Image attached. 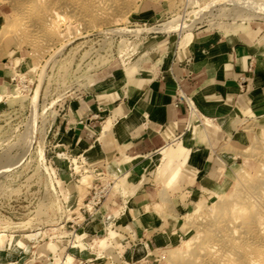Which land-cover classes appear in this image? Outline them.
<instances>
[{"label": "rangeland", "instance_id": "rangeland-1", "mask_svg": "<svg viewBox=\"0 0 264 264\" xmlns=\"http://www.w3.org/2000/svg\"><path fill=\"white\" fill-rule=\"evenodd\" d=\"M95 1L0 0V65L8 64L14 78L0 93V264H76L72 254L77 253L91 255L90 264H217L225 258V264H264V233L243 239L244 228L235 234L231 228L217 230L220 223L228 227L239 217L243 223L256 212L247 198L239 199L238 213L227 211L240 194L251 195V184L264 182V119L245 123L248 145L238 160H231L233 166L222 174L211 199L182 202L194 176L188 168L191 156L179 149L178 141L168 147L166 160L160 153L153 157L144 181L160 191L167 210L182 213L185 224L179 240L148 247L149 256L139 261L132 253L138 242L123 244L124 230L111 215L91 235L81 229L98 216L82 212L94 188L110 184L108 197L121 195L127 201L130 185L126 177L118 186L119 176L96 168L92 150H73L64 118L77 97L117 81L128 83L140 70H156L171 51L185 47L188 30L245 38L254 28L263 34L264 0ZM258 5L263 13L255 12ZM47 13L50 19L45 20ZM52 22L56 26L48 27ZM182 26L188 30L181 31ZM206 124H200L206 135L193 141L201 146L210 145ZM101 141L98 148L105 145ZM226 147L232 146L219 150L224 159ZM177 168V179L168 182ZM240 175L244 180L239 181ZM217 235L220 254L214 248L196 254L199 245L215 246ZM189 241L197 243L187 246ZM235 242L239 250L232 254ZM140 253V258L147 255L144 249ZM241 253L255 262H239Z\"/></svg>", "mask_w": 264, "mask_h": 264}, {"label": "crops", "instance_id": "crops-1", "mask_svg": "<svg viewBox=\"0 0 264 264\" xmlns=\"http://www.w3.org/2000/svg\"><path fill=\"white\" fill-rule=\"evenodd\" d=\"M169 54L156 70H140L128 83L117 81L77 97L64 114L73 150H92L96 168L126 176L130 185L127 201L121 195L108 197L98 216L81 229L91 235L111 215L113 224L124 230L122 243L138 242L132 253L139 261L149 256L148 247L179 240L185 224L182 213L167 210L160 191L144 181L153 157L178 141L179 149L191 156L188 168L194 176L182 202L211 199L222 174L233 166L231 160H238L248 145L245 123L264 119V33L252 28L244 38L197 30L189 45ZM6 66L0 65V93L14 79ZM204 123L209 146L193 142L206 135ZM107 125L112 126L103 138ZM101 139L105 145L98 148ZM227 144L232 147L223 150L228 154L224 159L219 150ZM178 175L177 168L168 182ZM140 246L147 252L142 258ZM72 255L76 264H90L91 255Z\"/></svg>", "mask_w": 264, "mask_h": 264}, {"label": "bare ground", "instance_id": "bare-ground-1", "mask_svg": "<svg viewBox=\"0 0 264 264\" xmlns=\"http://www.w3.org/2000/svg\"><path fill=\"white\" fill-rule=\"evenodd\" d=\"M81 1V0H80ZM87 1H89V0H87ZM93 1H95V0H93ZM121 2V1H120ZM81 3V2H80ZM18 4V3H17ZM30 4V3H29ZM95 5H96V7H99L100 6V1L98 2V1H95ZM123 5V4H122ZM264 5V4H263ZM262 5V6H263ZM72 6H74V5H72ZM260 5H258V6H255L256 8H254V10H255V12H258V13H260V11H261V7H259ZM76 7V6H75ZM106 7V6H105ZM38 9V8H37ZM53 9V8H52ZM112 9V8H111ZM54 11V10H53ZM35 12V11H34ZM50 12V11H49ZM94 12V11H93ZM262 12V11H261ZM50 13H53V12H50ZM263 13V12H262ZM264 14V13H263ZM98 15H100V14H98ZM254 15H256V14H254ZM105 15H102V17H104ZM106 17V16H105ZM43 18L45 19V20H48V19H50V14H45L44 16H43ZM98 18V17H97ZM250 18H253V15H251V17H249L248 19H250ZM33 19V18H32ZM60 21H64L65 20V17L63 16V15H60L59 16V18H58ZM245 23V22H244ZM242 25V24H241ZM56 25H54V23L52 22L51 24H50V26H48V27H50V28H54ZM4 28V27H3ZM6 28V27H5ZM4 28V30H5V32H6V30L8 31V29H5ZM31 28V27H30ZM49 28V29H50ZM69 28V27H68ZM224 29V28H223ZM223 29H221V30H223ZM229 29V28H228ZM184 31V30H188V27L187 26H182L181 27V31ZM227 30V29H226ZM41 31V30H40ZM224 31V30H223ZM230 31V30H229ZM225 32V31H224ZM242 34V33H241ZM230 35V34H229ZM235 35V34H234ZM193 38H194V34L192 33V32H190L189 30L187 31V34H186V39L185 40H183V43H184V45L185 46H187V45H189L191 42H192V40H193ZM2 97L3 96H1L0 97V100L2 99ZM112 126V125H111ZM111 126L110 125H107L106 126V128H105V130H104V132H103V134H102V137L104 138V137H106L108 134H109V131H110V129H111ZM167 151H168V147L167 148H165L164 150H162L160 153L163 155H161V158H162V160L164 161V160H166L167 159ZM240 155V154H239ZM77 160V159H76ZM161 167V166H160ZM237 176V175H236ZM243 176V177H242ZM264 176V175H263ZM240 177L241 178H239V181H242V180H244V178H245V176L244 175H240ZM246 177H248V176H246ZM261 179H263V178H261ZM87 181H89V180H87L86 178H84V183L86 184V183H88ZM261 181V180H260ZM246 182V181H245ZM90 183V182H89ZM124 184V183H126V176H123V177H119V183H116L118 186H119V184ZM240 183V182H239ZM90 185V184H89ZM242 185V184H241ZM250 188H252L253 190L255 189L256 191L254 192L253 190H251V191H249L250 192V194L251 195H249V193H246V194H244V195H242V194H240V196H239V198L238 199H235V201L234 202H232L231 204H229V209H228V213L230 212H233L232 214H234L236 211V213H238V210H240L239 209V207H240V205H241V201L242 200H246V198L250 201V202H252L253 203V205L255 206V208H256V212H254L255 214L248 220V218H247V221H244L243 220V223H241V222H239L240 220L242 221V218L243 217H239V216H237V217H239V219L240 220H238V218L236 219L235 217V219L237 220L236 222H234L232 219H230V220H232V222H227V223H229L228 224V227H225L224 226V224H222V223H220V226H218V228H217V230H219V233H222L223 231H225L226 229H228V228H231L233 231V233L235 234L238 230H242L241 228H244L245 229V231H244V237H243V239H246V237H248L250 234H252L253 233V236L254 235H259V233H264V182L262 181L261 183H260V185H259V183L258 184H251V186H250ZM253 192V193H252ZM255 193V194H254ZM239 195V194H238ZM245 195H246V197H245ZM239 199H242V200H239ZM200 209H202V208H200ZM224 209V208H223ZM220 210H222V208L220 207ZM244 210V209H243ZM244 211H246V209L244 210ZM243 213V212H242ZM245 213H247V212H245ZM244 216L245 214H241V216ZM232 217H233V215H232ZM239 222V224H236V223H238ZM230 223H233V224H231V226H230ZM240 223H241V225H240ZM233 225V226H232ZM226 228V229H225ZM243 231V230H242ZM252 236V235H251ZM250 236V237H251ZM259 237H261V235L259 236ZM221 237L219 236V235H217V240H215V242H217V244L215 245V246H204V245H199V247H198V251H197V255L199 254V253H201L204 249H206V248H211V249H213L215 252H218V254H220L221 253V248H217V246L219 247L220 246V243H222V241H221V239H220ZM255 238V237H254ZM252 239V238H251ZM256 239V238H255ZM257 239H260V238H257ZM239 240V239H238ZM238 240H236V242L238 241ZM241 240V239H240ZM235 242V244L233 243L232 244V254H233V252H235V251H237V250H239V246H237L236 243ZM244 242V241H243ZM2 243V236L0 235V244ZM195 243H197V242H194V243H192L191 241H189V242H187L186 243V245L187 246H191L192 244L193 245H195ZM239 244V243H238ZM79 247V246H78ZM242 247V246H241ZM108 248V247H107ZM141 248H144L143 246H140V249ZM110 249H112L111 247H110ZM241 258L239 257V262H244V263H250V262H252V263H254L253 261H252V256L251 255H247L246 253L245 254H242L241 253ZM196 256V255H195ZM227 260L228 259H222V260H218L217 261V264H225V262H227ZM255 260V259H254ZM229 262V261H228Z\"/></svg>", "mask_w": 264, "mask_h": 264}, {"label": "built area", "instance_id": "built-area-1", "mask_svg": "<svg viewBox=\"0 0 264 264\" xmlns=\"http://www.w3.org/2000/svg\"><path fill=\"white\" fill-rule=\"evenodd\" d=\"M97 187L98 188H94V194L92 198L86 203L85 207L82 208V212L88 213L90 217L94 214H98L101 207L106 203L111 185L109 184L108 186H104L101 184Z\"/></svg>", "mask_w": 264, "mask_h": 264}]
</instances>
